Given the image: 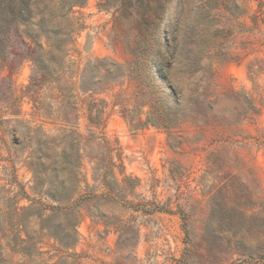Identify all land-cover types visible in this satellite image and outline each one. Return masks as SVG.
<instances>
[{
	"label": "rangeland",
	"instance_id": "1",
	"mask_svg": "<svg viewBox=\"0 0 264 264\" xmlns=\"http://www.w3.org/2000/svg\"><path fill=\"white\" fill-rule=\"evenodd\" d=\"M98 2L34 0L7 33L0 264H264V4H250L258 24L231 21L204 59L212 74L196 75L211 122L164 128L140 126L147 105L134 117V79L99 90L140 37ZM230 89L258 115L238 121Z\"/></svg>",
	"mask_w": 264,
	"mask_h": 264
},
{
	"label": "trees",
	"instance_id": "2",
	"mask_svg": "<svg viewBox=\"0 0 264 264\" xmlns=\"http://www.w3.org/2000/svg\"><path fill=\"white\" fill-rule=\"evenodd\" d=\"M65 1L69 6L84 2ZM33 2L0 0V69L8 57L7 33L34 15ZM251 2L258 7L264 4V0H99L100 7L113 9L131 21L140 37L131 49L135 59L127 67L115 62L103 67V85L99 90L124 77L137 81L134 117L148 106L146 118L140 123L142 127L168 128L185 121L210 123L211 99L215 95L210 91V81H200L196 75L199 71L212 74L204 59L211 54L219 34L229 31L234 18L247 16L258 24L257 12L248 15ZM184 37L190 40H183ZM175 71L188 80L186 85L173 82ZM230 91L240 105L236 112L238 121L258 115L261 103L252 95L247 91ZM224 121L227 122L226 115ZM74 242L72 236L68 244Z\"/></svg>",
	"mask_w": 264,
	"mask_h": 264
}]
</instances>
